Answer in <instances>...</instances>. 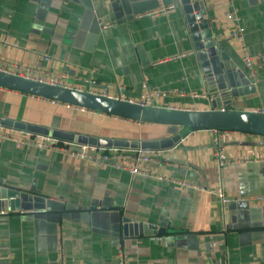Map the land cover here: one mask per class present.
Here are the masks:
<instances>
[{"label": "crops", "instance_id": "crops-1", "mask_svg": "<svg viewBox=\"0 0 264 264\" xmlns=\"http://www.w3.org/2000/svg\"><path fill=\"white\" fill-rule=\"evenodd\" d=\"M218 57L252 80L253 93L216 98L217 110H264V0H201ZM175 0H0V61L32 68V78L65 76L67 87H109L134 101L164 93L155 107L211 110L212 90ZM159 3L173 13L142 16ZM234 9L252 58L248 69L230 39ZM230 62V63H229ZM0 118L76 135L125 140L168 138L166 126L67 107L0 88ZM8 129V128H5ZM14 131L16 135L27 132ZM30 135V133H28ZM31 135H35L32 134ZM228 164L222 206L213 194L115 167L97 168L54 149L0 140V180L73 206L60 213L3 210L0 264H264V137L220 131ZM212 130L183 132L149 168L165 179L214 186ZM140 167H143L141 165ZM75 208V209H74ZM122 219L165 224L161 234L124 235Z\"/></svg>", "mask_w": 264, "mask_h": 264}, {"label": "water", "instance_id": "water-1", "mask_svg": "<svg viewBox=\"0 0 264 264\" xmlns=\"http://www.w3.org/2000/svg\"><path fill=\"white\" fill-rule=\"evenodd\" d=\"M175 1V0H174ZM184 15L189 38L193 43L201 73L212 90L211 110H180L162 107H144L139 104L76 90L69 87L53 86L34 79L0 71V88L36 96L52 102L82 110L96 111L110 116L131 119L143 123L166 126L168 138L159 140H125L96 136L76 135L56 129L24 124L0 118V127L16 131L47 136L75 146L99 148L163 151L171 149L180 141L183 132L207 130L232 131L241 134L264 137V113L252 111L217 110L216 98H232L254 92L252 80L240 69L226 63L227 59L215 47L209 20L201 0H176ZM230 63V62H229ZM75 209V208H74ZM60 213L73 210V206L58 200H50L33 192H21L3 185L0 180V211ZM124 235L161 234L165 224L145 225L122 219Z\"/></svg>", "mask_w": 264, "mask_h": 264}, {"label": "built area", "instance_id": "built-area-1", "mask_svg": "<svg viewBox=\"0 0 264 264\" xmlns=\"http://www.w3.org/2000/svg\"><path fill=\"white\" fill-rule=\"evenodd\" d=\"M174 10L175 8L173 5H166L163 3H159L155 9L143 13L142 16L157 17V16L173 13ZM225 17L232 24L230 39H232L234 43L238 46L240 50L241 60L245 65V67L251 69L252 58L244 41L245 30L244 27L241 26L240 24V18L238 14L234 9H229L228 11L225 12ZM0 71L16 74L29 79H34L38 82H44L53 86L67 87L63 83H61V80L64 79L65 76H58L52 73V74H48V77L45 80H43L42 78H38V79L32 78L30 74L32 73L33 70L32 68H28V67L16 66L14 64L0 61ZM72 89L80 90L77 88H72ZM86 92L110 97L108 96V92H109L108 86L99 89L92 88ZM164 96H165L164 93L147 91L143 93L138 99L129 102H133L144 107H155L154 102L159 98H163ZM114 99H119V98H114ZM257 112L264 113V110ZM212 132L214 134L212 138L214 186L212 188L205 186L203 183L195 184L193 182L184 179H174V178L165 179L163 176L159 174H154L149 168V166L157 162V158L155 157V154L159 151L147 152L143 150H132V149L75 146L66 142H60L56 139L47 136L31 135V134L29 135L28 133L27 135L25 134L16 135L14 131L2 127H0V140L10 141L17 147L33 145L40 149L49 148V149L58 150L68 157L77 159L79 161L88 162L97 168L115 167L119 169L128 170L133 175L152 176L160 181L169 182L180 188L192 189L200 192L213 194L217 197L218 201L222 206H226L227 204H229V202L233 201L225 194L224 186H223V171L228 164V156L225 147L221 143L220 131L212 130ZM141 165H143V167H140ZM262 199H264V197L255 196V197L247 198L246 200L248 202H251V201H261ZM3 214L4 212L0 211V215ZM58 264H64V263L62 262L61 259H59ZM118 264H125L123 251L121 249L119 250L118 253Z\"/></svg>", "mask_w": 264, "mask_h": 264}]
</instances>
